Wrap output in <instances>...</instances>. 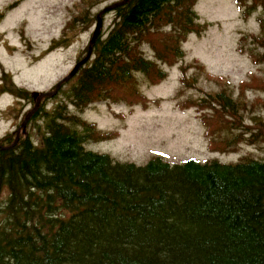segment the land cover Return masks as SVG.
<instances>
[{"label":"trees","instance_id":"obj_1","mask_svg":"<svg viewBox=\"0 0 264 264\" xmlns=\"http://www.w3.org/2000/svg\"><path fill=\"white\" fill-rule=\"evenodd\" d=\"M236 2L244 19L263 10L261 34L243 36L239 51L264 65V0ZM98 4H77L64 37L49 51L70 46L66 33L75 27L97 22L92 10ZM196 5L129 0L110 12L111 27L99 36L92 59L32 115L27 128L33 126L36 140L27 133L15 144L17 132L0 138V264H264V162L247 156L170 165L153 157L137 166L86 148L116 134L85 121L84 111L105 102H145L138 77L163 82L162 66L179 63L188 36L206 30ZM247 86L264 92V81ZM2 90L35 107L33 93L13 84ZM191 107L204 112L213 152L264 143V122L254 119L257 130L247 125L246 102L226 84Z\"/></svg>","mask_w":264,"mask_h":264},{"label":"rangeland","instance_id":"obj_2","mask_svg":"<svg viewBox=\"0 0 264 264\" xmlns=\"http://www.w3.org/2000/svg\"><path fill=\"white\" fill-rule=\"evenodd\" d=\"M20 1L0 0V138L16 133L34 106L30 102L20 103L2 89L13 84L31 93L52 91L86 57L97 24L95 21L89 28L75 27L66 33L70 46L50 52L54 43L64 37L76 13L75 6L82 0H24L8 11ZM98 1L92 10L95 17L121 0ZM195 10L206 30L201 35L188 36L183 43L185 57L179 63L162 66L167 73L163 82L151 85L144 77H138L145 102H105L84 111L81 116L85 121L95 124L103 133L116 134L110 140L86 146L88 150L137 166H144L153 157H161L170 165L189 159L235 163L247 156L264 162V143H243L227 153L211 151L200 119L204 112L191 107L209 94L220 92L226 84L234 98L246 102V124L257 130L254 119L264 122V92L242 87L243 83L258 85L264 81V65L255 64L248 53L239 51L243 36L261 34L259 19L263 10L244 19L236 0H197ZM105 15L102 32L106 34L114 14ZM144 52L153 59L147 46ZM199 65L205 72L198 70ZM206 75L214 78L208 79ZM182 78L186 80L184 85ZM56 103L50 102L48 109ZM27 133L36 140L33 126L27 128Z\"/></svg>","mask_w":264,"mask_h":264},{"label":"water","instance_id":"obj_3","mask_svg":"<svg viewBox=\"0 0 264 264\" xmlns=\"http://www.w3.org/2000/svg\"><path fill=\"white\" fill-rule=\"evenodd\" d=\"M129 0H123V1H119L117 3H114L113 5L105 8L104 10H102L99 15L97 16V24H96V28H95V31L92 35V38H91V41H90V44H89V47H88V52H87V55L86 57L81 60L77 65L76 67L74 68V70L71 72V74L66 77L64 80H62L61 82H59L57 85H56V90L53 92V93H37V92H34L32 94V98L36 99V104H35V107L27 114V116L25 117L23 123L21 124V126L18 128L17 130V137H16V142L15 144L18 143L19 139H20V136L21 135H24L26 133V128H27V125L32 117V115L38 110L42 100L45 98V97H54L60 90L61 88V85H62V82L63 81H69L71 79H73L77 73L79 72L80 68L83 67L88 61H90L92 59V54H93V48L99 38V36L101 35L102 33V28H103V19H102V15H105L107 13H110L112 11H114L116 8L120 7V6H123L124 4H126Z\"/></svg>","mask_w":264,"mask_h":264}]
</instances>
